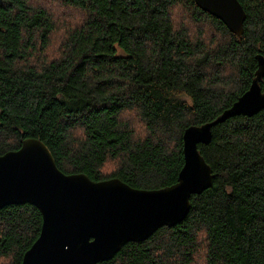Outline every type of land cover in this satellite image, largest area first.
Here are the masks:
<instances>
[{
	"label": "trees",
	"instance_id": "1",
	"mask_svg": "<svg viewBox=\"0 0 264 264\" xmlns=\"http://www.w3.org/2000/svg\"><path fill=\"white\" fill-rule=\"evenodd\" d=\"M237 1L240 39L193 0H0V156L32 138L66 175L174 185L184 131L231 107L264 57V0ZM197 148L213 179L186 218L101 264H264V108ZM41 222L0 210V264H21Z\"/></svg>",
	"mask_w": 264,
	"mask_h": 264
},
{
	"label": "water",
	"instance_id": "2",
	"mask_svg": "<svg viewBox=\"0 0 264 264\" xmlns=\"http://www.w3.org/2000/svg\"><path fill=\"white\" fill-rule=\"evenodd\" d=\"M238 39L246 13L237 0H193ZM255 76L222 115L182 136L183 166L177 182L158 190H138L119 179L93 182L84 174H63L48 148L27 138L16 151L0 156V210L29 204L41 215L39 236L21 264H101L127 242H143L163 226L182 222L192 195L212 185V173L198 152L212 127L235 116H253L264 108V57L257 55Z\"/></svg>",
	"mask_w": 264,
	"mask_h": 264
}]
</instances>
